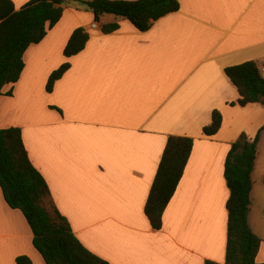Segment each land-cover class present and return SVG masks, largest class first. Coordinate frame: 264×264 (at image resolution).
<instances>
[{"label":"crops","instance_id":"0c3cea01","mask_svg":"<svg viewBox=\"0 0 264 264\" xmlns=\"http://www.w3.org/2000/svg\"><path fill=\"white\" fill-rule=\"evenodd\" d=\"M11 1L17 10L28 0ZM178 1L177 11L146 31L123 17L95 20L91 11L64 5L60 20L25 50L19 79L0 95V128L21 129L53 206L81 243L109 264L223 263L224 161L241 132L253 138L264 124V105H238L225 73L248 60L264 67V0ZM110 23L119 27L103 32ZM79 26L88 41L65 57ZM64 62L69 68L47 92L49 74ZM214 109L221 126L207 136L202 129ZM262 134L264 128L248 213L261 238L256 264H264ZM169 135L192 137L193 146L161 228L154 229L144 206ZM21 255L45 264L23 213L7 204L0 188V264H16Z\"/></svg>","mask_w":264,"mask_h":264},{"label":"trees","instance_id":"16d2710c","mask_svg":"<svg viewBox=\"0 0 264 264\" xmlns=\"http://www.w3.org/2000/svg\"><path fill=\"white\" fill-rule=\"evenodd\" d=\"M69 0H28L15 9L11 0H0V95L8 83L16 82L25 66L23 55L31 44L39 43L61 18ZM98 20L100 15L113 14L129 20L139 31H146L153 20L179 9L178 0H87L83 2ZM117 23L105 24L103 32L118 28ZM89 35L76 27L63 55L70 57L84 49ZM69 68L64 62L47 79L46 91ZM237 88V104L264 105V75L254 60L225 68ZM231 104H235L232 102ZM222 122L214 109L211 122L203 134H215ZM263 126L253 138L240 134L231 144L224 161V178L229 190L226 201L227 230L223 263L206 260L204 264H256L261 238L248 223L251 174L257 155V142ZM193 146V138L169 135L156 174L151 184L144 212L151 226L160 229L162 215L183 174ZM0 188L11 208L19 209L32 232V244L45 264H109L85 247L73 233L68 220L53 206L49 187L31 163L19 127L0 128ZM16 264H32L27 256L16 257Z\"/></svg>","mask_w":264,"mask_h":264},{"label":"rangeland","instance_id":"374dc122","mask_svg":"<svg viewBox=\"0 0 264 264\" xmlns=\"http://www.w3.org/2000/svg\"><path fill=\"white\" fill-rule=\"evenodd\" d=\"M87 0H69L67 4H65V6H68L70 8H75L74 6L77 7V11H80L82 9V11H85V10H88L90 11V9L86 6V5H83V2H85ZM262 131V130H261ZM240 134H246L243 132H241ZM263 137H264V134H262ZM260 148L261 149H264V138H263V141H261L260 143Z\"/></svg>","mask_w":264,"mask_h":264},{"label":"built area","instance_id":"2783aa9c","mask_svg":"<svg viewBox=\"0 0 264 264\" xmlns=\"http://www.w3.org/2000/svg\"><path fill=\"white\" fill-rule=\"evenodd\" d=\"M95 26H96L95 23L91 25L92 28H94ZM261 72L264 74V67L261 68Z\"/></svg>","mask_w":264,"mask_h":264}]
</instances>
